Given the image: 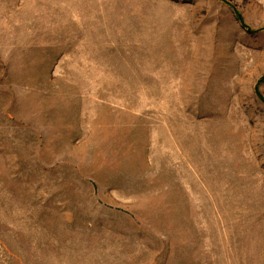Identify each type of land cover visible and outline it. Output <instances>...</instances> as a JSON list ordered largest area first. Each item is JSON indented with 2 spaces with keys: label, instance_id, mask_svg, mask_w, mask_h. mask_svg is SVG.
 <instances>
[{
  "label": "rangeland",
  "instance_id": "rangeland-1",
  "mask_svg": "<svg viewBox=\"0 0 264 264\" xmlns=\"http://www.w3.org/2000/svg\"><path fill=\"white\" fill-rule=\"evenodd\" d=\"M0 264H264V0H0Z\"/></svg>",
  "mask_w": 264,
  "mask_h": 264
}]
</instances>
